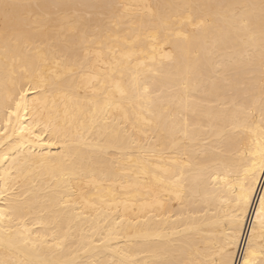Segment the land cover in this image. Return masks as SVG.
<instances>
[{"label": "bare ground", "instance_id": "1", "mask_svg": "<svg viewBox=\"0 0 264 264\" xmlns=\"http://www.w3.org/2000/svg\"><path fill=\"white\" fill-rule=\"evenodd\" d=\"M262 154L264 0H0V264H264Z\"/></svg>", "mask_w": 264, "mask_h": 264}, {"label": "snow or ice", "instance_id": "2", "mask_svg": "<svg viewBox=\"0 0 264 264\" xmlns=\"http://www.w3.org/2000/svg\"><path fill=\"white\" fill-rule=\"evenodd\" d=\"M3 7L7 9L8 7H10V5L5 4L3 5ZM25 95H27V93L22 92L20 97L21 100H23ZM17 107H19V104L17 105ZM262 169H264V164H262ZM251 196H252V189L249 188L248 191L245 192L242 186L240 198L237 200L236 214L233 218L234 220L233 241L235 240L236 234L240 232L241 223L243 221L244 216L246 215L248 205L251 202ZM259 204H260V208H259V212L257 213V218L260 220L262 227H264V198L260 199ZM228 256L229 259L221 260L220 264H232V261L230 259L231 254L228 253ZM245 264H248V261H245Z\"/></svg>", "mask_w": 264, "mask_h": 264}]
</instances>
